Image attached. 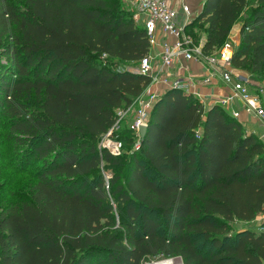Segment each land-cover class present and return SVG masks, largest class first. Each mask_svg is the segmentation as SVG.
<instances>
[{
  "label": "trees",
  "instance_id": "obj_1",
  "mask_svg": "<svg viewBox=\"0 0 264 264\" xmlns=\"http://www.w3.org/2000/svg\"><path fill=\"white\" fill-rule=\"evenodd\" d=\"M253 1L242 20L250 0H205L186 30L203 24L210 54L242 20L233 66L262 81L264 0ZM122 4L0 0V123L41 161L29 198L0 210V264H264V224H251L264 213V140L223 106L172 88L140 150L132 119L121 155L99 148L118 110L151 84L114 67H136L151 50Z\"/></svg>",
  "mask_w": 264,
  "mask_h": 264
},
{
  "label": "built area",
  "instance_id": "obj_2",
  "mask_svg": "<svg viewBox=\"0 0 264 264\" xmlns=\"http://www.w3.org/2000/svg\"><path fill=\"white\" fill-rule=\"evenodd\" d=\"M133 3L138 11L135 20L145 24L151 49L157 42L159 28L176 38L173 42L166 41L164 43L163 51L158 58L150 50L136 67L127 68L132 72L150 76L151 84L131 105L118 110L116 123L101 138L99 143L101 150L107 149L115 155H121L125 151L124 143L119 138V132L129 119H132L130 129L136 137L134 148L136 150L141 149L140 128L148 123L149 116L160 97L155 90V85L161 81L168 82L166 75L169 74V70L180 57L187 60H207L212 65H219L220 63L222 81L232 87V93L219 99L217 104L226 107L234 99L242 100L246 108L253 112L264 125V94L252 90L249 79L238 77L233 72V59L236 51L233 44H224L210 54L205 53L203 50L204 43H196L186 30L190 20L188 16L190 8L184 3L182 4V11L186 15V20L183 23L178 21L180 11L173 7L169 0H133ZM210 81V78L205 79L206 83ZM188 84L185 79L177 80L173 82L172 87L185 90ZM239 115V112L233 113L234 117ZM262 139L264 140V136ZM106 177L109 179L107 174Z\"/></svg>",
  "mask_w": 264,
  "mask_h": 264
},
{
  "label": "crops",
  "instance_id": "obj_3",
  "mask_svg": "<svg viewBox=\"0 0 264 264\" xmlns=\"http://www.w3.org/2000/svg\"><path fill=\"white\" fill-rule=\"evenodd\" d=\"M169 2L173 7L180 11V17L178 21L183 23L186 20V15L182 11V4L184 3L189 6L190 16L192 12L198 14L202 10L205 0H169ZM241 27L238 28L236 34H233V31H231L229 38H231V36L234 38L236 37L235 41L240 43ZM175 38V36L166 34L161 28H159L157 32V42L151 49L153 55L158 58V56H160L161 52L163 51L164 43L166 41L173 42ZM219 66L220 63L219 65H212L207 60H187L184 57H180L179 60H177V62H175L173 67L169 70V74L167 73L166 75L168 82H159L157 85H155V90L158 92L159 96H162L165 92L173 88V82L185 79L186 82L189 83L188 86L185 87V91L196 95L203 102L205 108L209 109L213 105H216L219 99L229 96L232 93V87L222 81L221 70ZM233 72L238 77L249 79L252 84V90L260 91L264 94V81L254 78L247 71L234 68ZM207 78L211 79L209 83L205 82V79ZM224 108L232 116L234 112H239L240 115L235 118H237L244 125L247 132L254 133L261 139L263 138L264 125L253 112H250L246 108L242 100L234 99L228 106ZM251 224L254 227H262L264 224V213H261Z\"/></svg>",
  "mask_w": 264,
  "mask_h": 264
},
{
  "label": "rangeland",
  "instance_id": "obj_4",
  "mask_svg": "<svg viewBox=\"0 0 264 264\" xmlns=\"http://www.w3.org/2000/svg\"><path fill=\"white\" fill-rule=\"evenodd\" d=\"M254 8V1L250 0L249 8L243 13L242 20L247 17L248 14L254 10ZM122 9L129 14L133 13L134 16L138 12L133 0H123ZM196 14L197 13L192 12L190 16L188 15L190 17L189 22L194 20ZM242 20L239 21V23L233 28V34H236L238 28L243 24ZM188 34L192 36L193 39L195 37L196 43H204L205 41L206 32L203 24H198L190 30ZM229 37L224 44H233L234 46L239 44L238 41H235L236 37ZM113 64L114 67L118 69H127L131 67L129 64L120 62H114ZM127 123L129 122L127 121ZM6 125L7 124L5 122L3 123V121L0 123V210L5 208L10 203H19L29 198L30 189L36 182V173L41 165V161L38 159V156L28 158L24 156L22 145L18 144L15 138L16 135L11 133L9 127ZM128 149L129 148H127V150ZM102 171L107 174L108 178H110L111 175L107 170L102 169ZM109 202L114 206L118 219V230L122 232L124 229L120 225L122 220V216L120 214L121 209L117 204H115L113 197L109 198ZM242 225L243 224H240L239 226ZM167 260H179L181 264H183L180 257L164 256H160L154 260H146L144 264H156L158 261Z\"/></svg>",
  "mask_w": 264,
  "mask_h": 264
},
{
  "label": "water",
  "instance_id": "obj_5",
  "mask_svg": "<svg viewBox=\"0 0 264 264\" xmlns=\"http://www.w3.org/2000/svg\"><path fill=\"white\" fill-rule=\"evenodd\" d=\"M147 131H148V124L142 125L140 128V135H141L142 140H144L146 138Z\"/></svg>",
  "mask_w": 264,
  "mask_h": 264
},
{
  "label": "bare ground",
  "instance_id": "obj_6",
  "mask_svg": "<svg viewBox=\"0 0 264 264\" xmlns=\"http://www.w3.org/2000/svg\"><path fill=\"white\" fill-rule=\"evenodd\" d=\"M181 262L179 260H167V261H158L156 264H178Z\"/></svg>",
  "mask_w": 264,
  "mask_h": 264
}]
</instances>
